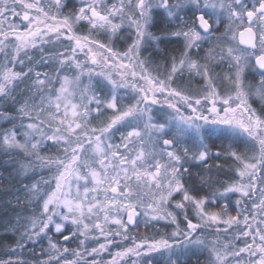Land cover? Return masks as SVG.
I'll return each mask as SVG.
<instances>
[{"label":"snow or ice","instance_id":"1","mask_svg":"<svg viewBox=\"0 0 264 264\" xmlns=\"http://www.w3.org/2000/svg\"><path fill=\"white\" fill-rule=\"evenodd\" d=\"M0 122V264H264V0H0Z\"/></svg>","mask_w":264,"mask_h":264},{"label":"trees","instance_id":"2","mask_svg":"<svg viewBox=\"0 0 264 264\" xmlns=\"http://www.w3.org/2000/svg\"><path fill=\"white\" fill-rule=\"evenodd\" d=\"M165 27L164 23L158 24L157 28L152 29L153 32H158L160 29H163ZM178 47V45L173 41L169 44H162L161 48L167 51L168 53H172V50L174 48ZM0 127L8 128L10 127L7 123L0 122ZM219 143V141L217 142ZM198 171V169L193 170ZM12 172V166L11 162L8 160V157L0 154V239H3L7 242H11L12 237L11 236H4L3 232V225L9 221L12 220L17 212L21 211H28L24 208L23 204H20L17 206V197L21 201H23L24 198V192L22 190L21 183L18 181H12L11 184L6 179L9 176V173ZM31 180H24L23 183H31ZM11 202L10 204L8 202ZM143 229H141L142 231ZM74 247L75 245H70Z\"/></svg>","mask_w":264,"mask_h":264},{"label":"flooded vegetation","instance_id":"3","mask_svg":"<svg viewBox=\"0 0 264 264\" xmlns=\"http://www.w3.org/2000/svg\"><path fill=\"white\" fill-rule=\"evenodd\" d=\"M218 142V141H217ZM225 143H227V141H225Z\"/></svg>","mask_w":264,"mask_h":264}]
</instances>
